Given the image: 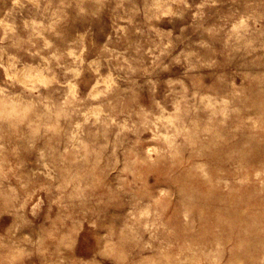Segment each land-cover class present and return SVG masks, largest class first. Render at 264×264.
<instances>
[{
	"label": "rangeland",
	"instance_id": "rangeland-1",
	"mask_svg": "<svg viewBox=\"0 0 264 264\" xmlns=\"http://www.w3.org/2000/svg\"><path fill=\"white\" fill-rule=\"evenodd\" d=\"M0 264H264V0H0Z\"/></svg>",
	"mask_w": 264,
	"mask_h": 264
},
{
	"label": "bare ground",
	"instance_id": "bare-ground-1",
	"mask_svg": "<svg viewBox=\"0 0 264 264\" xmlns=\"http://www.w3.org/2000/svg\"><path fill=\"white\" fill-rule=\"evenodd\" d=\"M177 110V109H176ZM172 117V116H171ZM166 119H168V118H166ZM165 121V120H164ZM164 138V137H163Z\"/></svg>",
	"mask_w": 264,
	"mask_h": 264
}]
</instances>
